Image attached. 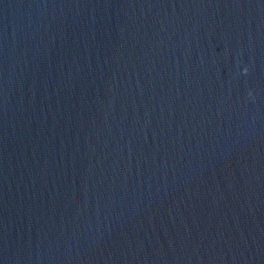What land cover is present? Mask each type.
I'll return each instance as SVG.
<instances>
[{"label":"water","instance_id":"obj_1","mask_svg":"<svg viewBox=\"0 0 264 264\" xmlns=\"http://www.w3.org/2000/svg\"><path fill=\"white\" fill-rule=\"evenodd\" d=\"M0 264H264V0H0Z\"/></svg>","mask_w":264,"mask_h":264}]
</instances>
